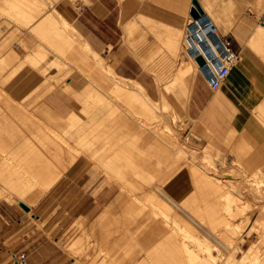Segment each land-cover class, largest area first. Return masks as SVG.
I'll use <instances>...</instances> for the list:
<instances>
[{
    "label": "crops",
    "instance_id": "crops-1",
    "mask_svg": "<svg viewBox=\"0 0 264 264\" xmlns=\"http://www.w3.org/2000/svg\"><path fill=\"white\" fill-rule=\"evenodd\" d=\"M197 1L203 11L201 14H204L211 24L213 30L212 34L215 36L213 38L219 41H223L225 38L229 39L231 49L238 54V59L231 66L225 80L215 90H212L209 87L204 74L200 70L201 64L198 63L199 74H197V76H194L195 71L191 73H181L184 69V62L187 61L186 54L188 52V56H190L191 59L196 62H198V60L204 62L208 60L207 53L209 51L207 48L212 49L209 41L212 34L205 31L202 26L196 25L194 33L197 38L188 41L187 37L191 33L186 28L187 19H185V15L189 16L194 8L192 0H54L51 1L50 4H47L45 9L41 11L39 15H36L38 8L31 12L34 17L32 22L23 29L24 35L22 37V42L13 41L5 49L0 48V63H6L5 67H2L0 64V82L2 79H5V82L2 85L0 84V93L6 92L17 103L24 104L29 101V99H27L28 96L37 89L39 90L41 85L45 83L49 77H62V81H60L58 85H55V87L42 99L46 112H48L47 110H51V119L54 120L52 123H67L69 118L68 114L72 111L76 112L78 119L87 121V117H85L82 112V103L79 100H75L73 95H82L85 88L91 86L92 80L99 79L101 76L99 70L100 57L103 60H106L107 56L111 54L116 56V54L120 53L117 46L122 36V30L127 26V51L129 45H138L141 46L140 52L138 53V56H133L132 54L128 55L127 52V58L124 57L121 59L124 62L123 65L117 69L115 68L114 73L116 74L117 72L119 77L125 79H127V76H136L132 70L127 71L126 60H160L158 63L159 67H157L159 69L166 68L168 67L167 65L172 64L173 62H178V72L175 73L174 70L172 77L181 76L182 79L179 83L174 85V87L177 88V93H187V105L185 109H182L180 105H176L175 97L173 96L172 103L168 100L165 102L168 105L166 111H169L170 108L172 109L170 122L172 125L176 124L177 117L179 118L180 116L185 115L192 120L190 125L194 126L195 135L190 134V151H192L190 154L206 148L208 145L206 134L210 132L212 134L210 145L216 150H222L223 153L221 154V157H226L227 162H230L231 158H235V161L242 164L245 163L243 164L245 171L251 173H256L260 169L264 171V146H262L264 145V143H262L264 142V125H262L256 117L260 112L264 111V58H262L264 57V29H262L264 28V8H262L264 7V0H217L220 5H218L217 2L215 3V0L213 1L214 3L211 2L212 0H207L212 4H215V7H218L217 9L212 7L214 5L208 4L209 2L203 0L204 4L209 5H206L208 8L210 6L213 8V11H210L211 7L209 8V13L212 12V17H210L211 13L208 14V11L204 9L201 0ZM231 3L234 5L232 6ZM231 6L234 8H231ZM53 11L57 13L58 16L55 18L58 19V23L59 21L61 22L59 23L61 27L63 26V23H67L69 26H66L65 30L68 28H73L75 30V48L69 46L68 40L64 37V34L62 35L63 37L59 36L60 38L58 40L55 39L58 36L57 34L54 36L55 33H53V31H50V36L47 35L50 34L49 32L42 35L35 31L38 35L47 39V43H45L37 37V34L35 35L31 31L32 27L45 18V14L47 17L48 14H51ZM221 11L225 12V14L221 13ZM218 13H220L219 17L217 16ZM21 14L22 12L19 14V17L25 20V17ZM201 14L196 16L191 14V16L196 18ZM234 16L236 20H234ZM228 17L233 18V23L230 18L229 20L231 22L228 21ZM248 21L251 22L253 27ZM243 22L244 24H242ZM194 23L197 24V22ZM233 24L235 25L233 26ZM242 25H245L246 28H243ZM250 25L252 30L249 29V31L248 28H250ZM238 27L240 30H238ZM259 28L262 29V33L257 35V29ZM182 29H184V31ZM239 31L241 32L239 33ZM245 31L248 34H246ZM251 31L252 33L250 34ZM241 33L243 34V37L241 36ZM239 36L242 40L239 39ZM250 38H253L251 39L252 42ZM248 39L250 41H248ZM197 41L199 42L197 43ZM202 41L205 43L203 44ZM248 42L251 43L249 44ZM1 43L0 40V44ZM84 43L89 45L88 50L81 48ZM143 46H147V48L144 49ZM180 46H184L183 49H180ZM190 46L194 47L195 52L193 54L189 51ZM159 50L162 51L160 52ZM11 51L13 53H11ZM38 51L41 56L40 60H43L38 66L40 70H44V73L33 69L28 63H25L14 76L7 79L8 76L19 66L20 62L27 59V57L37 54ZM92 52H96L98 56L94 57ZM184 54L186 57H183ZM134 55L136 54L134 53ZM56 63L58 65L62 64L65 67L58 69L55 65H51ZM47 64L51 66L48 67ZM156 75L159 76L160 72ZM188 75L194 78V82L186 83L185 78H187ZM144 76L146 77L142 72L139 74L140 80L144 82L142 86L145 89V92L152 99V102L157 104L156 112L164 114L162 111L164 101H159L158 95L159 91L163 90V87L161 90L157 89L158 85L146 83L142 79ZM52 85L54 86V84ZM67 86L71 87L72 93L64 90ZM92 86L96 89L101 88L103 92L106 93L110 92L113 87V85L110 84L101 85L99 88L94 84H92ZM153 92H156L155 99L150 95V93ZM173 92H176V89L173 90ZM123 104H126L127 107L126 102H117L116 104L112 102H110V104L103 103L104 106L102 107L103 109H106L107 105H111L112 107L121 109ZM24 106L25 105L22 107ZM135 106L139 108L138 103L135 104ZM30 108L31 107H29V109ZM158 109L160 111H158ZM255 109H258L256 114ZM105 112L106 111H104V114H102L103 112H100L102 116L100 115L99 118L98 115V118H96V120L98 119L99 121L103 119L102 124L99 123L96 132L98 155L94 154V156H89V154L87 155L85 152L84 154H80L76 160L65 169L62 176L50 187V196H47L44 203L58 204L61 210L58 213V217L59 219L61 218V220L67 221L69 216H90L93 214L97 206L102 205L104 202L106 203L108 199L114 195V184H109L108 177L102 173L103 170L94 168L95 162L92 158L99 157L97 159H101L100 155L101 153L104 154L105 149V151L107 150L106 152H108L107 156L111 154L110 158L113 160L114 157L112 155L114 153L112 154L108 151L110 143L107 144V142L122 139L121 135H127L128 118L131 125L134 121L133 124L136 125V119L128 117L125 112L123 116L124 118H118L116 124L111 127L109 122H107V119L104 117ZM19 119H21L23 123L29 125L34 124L32 119L28 116H22ZM17 123L21 122L18 121ZM48 123L51 122H47L46 124ZM179 123L180 122L178 121L177 124ZM137 130L139 131L138 127L134 130L136 132L134 134L130 133V135H140L141 140L146 142V151L149 146L152 151L155 146L153 143L152 146L148 143L147 136H152L153 131L151 130V132L147 129L144 130L140 128V132L137 133ZM143 131H145V133H143ZM240 131L243 132L240 135L249 133L250 135H247L252 136V141H254L253 139L258 141L257 143H259V146H262V148H253L250 152L243 154L236 150L238 148H234L229 152L218 147L220 146L218 140H223V138H227L226 136L232 137L234 135L239 139L238 133H240ZM173 135L177 137V140L179 139L176 133H173ZM173 135L172 137L174 139L175 136ZM244 135L240 137L248 140L251 139V137H246L247 135ZM101 146L104 147V149L100 148ZM236 152L240 155H236ZM115 153H119L120 155L126 154L121 153V151ZM193 155L196 156L195 154ZM203 155L206 157L208 156V154ZM245 155L253 162H251L248 157L245 158ZM103 156H105V154ZM125 156V159L123 157L124 161H120L122 164H119L120 162L115 163V169L113 166L114 162L111 165V160H109L108 157V163L110 162L109 166L111 165V168L108 166L106 169H109L110 173L113 171L116 172L117 165L119 168V165H123V162L125 163L126 161L125 164H127V154ZM209 156H214L213 149H211ZM237 156L242 159L239 158V160H237ZM86 157L87 159L89 158L90 162ZM134 157L139 158L138 160L141 162L146 158L142 155H135ZM151 160L153 161L154 159ZM241 160L245 161L241 162ZM99 162H101V160H99ZM92 163H94V165ZM249 164L252 165L248 166ZM145 165L146 164H140L141 167ZM122 167L124 166H121L119 169ZM126 167L127 166L122 168V170L127 172ZM111 169L114 170L112 171ZM190 182L191 180L187 169H181L168 183H171L172 189L179 187L181 186L180 184H182V187H184L186 192L191 189ZM235 183H237L240 188L242 187V193L239 195L241 200L249 199L257 206L264 205V197L261 198V196L257 194H251L244 191V189L250 186L249 184H245L240 180H236ZM257 183L259 184V181ZM258 184H256V181L252 182V186ZM259 186L264 189V185L259 184ZM185 192L176 195V198L181 199ZM172 196L174 197L175 195L172 194ZM7 205L11 206V204ZM23 216V212L16 207L0 209V251L3 250L5 241L16 232V224H20ZM255 237L256 235L253 234L251 240H255ZM22 238L24 241L20 242V246L21 248L26 249L25 251L28 254V260L32 259L33 254L35 253L46 252L45 240H40L39 234H25ZM247 246L248 243H246L243 248H247Z\"/></svg>",
    "mask_w": 264,
    "mask_h": 264
},
{
    "label": "bare ground",
    "instance_id": "bare-ground-1",
    "mask_svg": "<svg viewBox=\"0 0 264 264\" xmlns=\"http://www.w3.org/2000/svg\"><path fill=\"white\" fill-rule=\"evenodd\" d=\"M205 1H207V0H205ZM213 1L214 0H212L211 2L214 3ZM21 2H22V4H21ZM47 2H48L47 0H20L17 7L22 6L23 11L27 15L26 16L27 19L28 18L30 19V17L33 16V14H31L32 8L43 6ZM207 2H209V1H207ZM216 2L218 3L217 0H215V3ZM13 3L14 2H12V4ZM212 3L209 2L208 4H212ZM234 3H236V2H234ZM201 4L203 5L204 9L206 11H208V14L211 13L210 17H212V12L209 13V10H208L211 6L208 8L206 6L208 4H204L203 0H201ZM231 4H232V6L234 5L233 3H231ZM212 5H214L212 7H215V4H212ZM218 5H220V3H218ZM232 6H231V8H234ZM260 6H262V5H260ZM211 8H210V11L211 10L213 11V8L212 9ZM262 8H264V7H262ZM224 9H223V11H224ZM196 12L197 11L195 9H192V13L196 14ZM221 13L225 14V12H222V11H221ZM219 14L220 13H218V15H217L218 17H219ZM44 16H45V18L43 19ZM44 16L42 17L43 20H41L37 25L40 32L45 35V34H47V32L50 33V31H53V33H55L54 36H56V34L58 36L55 39L59 40V38H60L59 36H62L64 34V31L61 29V26L59 24L61 22L59 21V23H58V19L55 18L56 16L53 14V12L51 14H48L47 17H46V14ZM230 16H232V15H230ZM232 17L231 18L228 17V21H230L229 20V18H230L232 20V23H233ZM234 20H236L235 16H234ZM186 21L187 22L192 21L191 17L189 16V18ZM225 22H226V20H225ZM244 22L242 24H244ZM249 23L251 24V22H249ZM234 25L235 24H233V26ZM251 25H250V28H248V30L251 29ZM242 26H243V28L244 27L246 28L245 25H242ZM242 26H240V27H242ZM247 26H249V25H247ZM252 27H253V25H252ZM195 29L196 28H194V30ZM262 29H264V28H262ZM262 29L261 28L257 29V35L262 33ZM182 30L184 31V29H182ZM238 30H240V28ZM233 32H235V31H233ZM240 32L241 31H239V33ZM53 33H52V35H53ZM245 33H246V31H245ZM251 33H252V31L250 32V34ZM243 34H244V32H243ZM243 34L241 35L242 37H243ZM246 34H248V33H246ZM47 35L50 36L51 33L47 34ZM236 35H238V34H236ZM54 36H53V38H54ZM64 37H66V39L68 40L69 46L74 47V44L76 43L75 34L73 32L67 33L66 35L64 34ZM250 37H251V35H250ZM239 39H241L240 36H239ZM251 39H253V38H250V40ZM58 40H57V42H58ZM250 40L248 39V41H250ZM198 42L199 41H197V43ZM251 42H252V40H251ZM251 42H248V43L250 44ZM202 43L204 44L205 42L202 41ZM83 45L86 47L89 46V45H87V43H84ZM197 47H198V45H197ZM207 50L211 51L212 49L207 48ZM11 53H13V52L11 51ZM93 53H96V52H93ZM188 53L186 54L187 55V61L184 62V64H185L184 69L181 71V73H191V72L195 71L196 69L198 70V68H199L198 62L191 59L190 56H188ZM200 54H201V52H200ZM262 58H264V57H262ZM150 63H153V62H150ZM150 63L145 62V64L152 66V68L148 66L149 69L150 68L153 69V65ZM104 64H105L104 61L102 59H100V61H99L100 69L104 68L105 70H107V68H105L106 66L104 67ZM208 64L210 65L211 68H213L211 62H208ZM107 67H108V65H107ZM110 68H109V71L112 70V69L110 70ZM105 70H103V71H105ZM155 72H157V71H155ZM156 74H158V72ZM159 77L161 79V76H159ZM181 79H182L181 76L171 77V79H169V81H167L168 79L167 80L164 79L165 81H167L165 83L162 81L164 84V87H163L164 90L168 89V88H172L174 85L179 83ZM157 80H159V78H157ZM129 81L125 82V79H122V78H116L115 81H113L112 90L115 91V93H117V95L119 97H121L123 100L130 102V112L127 109H123V111L126 112V114L132 118H133V116L141 117L143 115L148 117V118H151V119L155 118L156 117L155 111L153 110L152 106L149 104L150 97L148 94L147 95L145 94V92H144L145 89L143 88L142 84L138 81H135V84L139 87V89L136 90L135 88H131L132 86L130 87L131 84L129 85V83L131 81L130 82ZM135 84H134V86H135ZM157 89H159V88L157 87ZM87 92L90 93L89 96H92V97L95 96L99 101H101V102L104 101L103 97L100 96L99 94H97V92H95L94 89H88ZM161 100L159 97V101H161ZM137 103H139L138 107L141 110L135 106V104H137ZM106 104H109V103L106 102ZM102 106H104V105H102ZM102 106L98 107V109L91 110L90 112H88L87 113V115L89 116L88 120L84 121V123H80V122L78 124L76 122H70L69 123V127H68V129H66V132H70V134H71L70 137L73 138V141H75V144H77L78 138H80V139L85 138L89 134V132L93 131L94 129H96V127L99 126V123L102 124L103 119L100 120L101 122L98 119H97L98 121L96 120V118H98V115L100 118V115H101L100 112L101 113L103 112L102 114H104V110H107L110 115L115 114L116 110L113 108L112 109L109 108L110 105L109 106L107 105L106 109L105 108L103 109ZM163 108H164V106H163ZM69 115L74 116V115H76V112L72 111L69 113ZM134 122H132V129L133 130H136L137 127H139V128L140 127H147L145 125V122L141 119H136V125L133 124ZM70 127H71V129H69ZM165 131L162 135H161V133H160V135H158L159 133L157 134L156 132H152V136H149L147 138L149 140L150 145L152 146V143H153L154 146L160 150L171 148V149H177L179 151H175V153L172 156L170 155L171 153L161 152L159 155H161L162 158H164L163 160H159V159H161V157L158 156L157 154H155V156L157 155L158 157H160V158H158V161L157 160H155V161L149 160L146 162V165H147V166L145 165L146 167L145 166L141 167L140 164L144 165V163L133 158V156L136 155L135 152L129 153V155L127 154V158H126L127 164H125L126 163V161H125V163L123 162V165H119V168L121 166H124V167L127 166L126 167L127 171H130L132 174L131 177L130 176L127 177V183L124 182L126 180V177L123 174L124 170H122V168H124V167L119 169L118 165H117V168H116L117 171L116 172L113 171L115 169V163H119L120 161L121 162L124 161L123 157L125 155H122V154L120 155L119 153H114L112 155L114 158H113V160H111V158H110L111 154H109V156H107L108 153H104L105 156H103L104 154L101 153V155L99 154L100 158H101L99 160H101V162H99V160H97V159L94 160L93 159L94 157L92 158L94 162L95 161L99 162V163H97L98 164L97 166L101 167V164L104 165V166L102 165V170H103V167L106 168L105 166H107V168H108L110 162H111V165L114 162V164H113L114 169H111V170L115 174L114 175H112V173L109 174L110 176L108 175L107 177L110 179H108V180L109 181L113 180V179L121 180L125 184L120 185V187H124L127 190V197L125 198L124 195L122 197H120L121 199L122 198L127 199L126 202H124V203L122 200L123 205L120 206V210H119V208L116 209L117 208L116 206L113 207V204L114 205L122 204L121 200L119 198H118V200L116 199V201L120 200V202H116L117 204L114 202V199H113L114 203L110 207H108V205H106V204L110 203L111 201L110 202L107 201L108 203L104 202L105 206L103 205L104 207H108V210L113 211L111 209V207H112V208L116 209L117 213L120 211V214L118 213L119 216L114 217V215H113L114 212H113L112 213L113 218L108 213L109 219H110V217H111V219H113L109 222H106L105 219H103L104 220L103 221L101 219L102 217H100L98 220L96 219L97 222L102 221L101 223L100 222L98 223L99 224L98 228L101 231L104 230L103 232H105L108 229L105 232L106 234H104V235H107L108 231L111 230V227L114 224L113 221L115 222L114 226L116 227V229L120 228V227H125V228H123V231L127 230L130 233L129 237H128V233L124 232V233H127L126 234L127 235V241H125V242L122 241L123 243H121V239L125 238L124 236H122L123 235V231H121L122 229L121 230L118 229L119 232L118 233L116 232V233L118 235H119V233H120V235L122 234L121 235L122 238L120 236V242H119L121 245L119 244V246L124 247L126 245L127 247L126 246L124 248L122 247V249L119 248L117 245L118 242H116V244L113 242L114 239H111V241H110V243L113 242V245L107 244V242L105 244V241H102L100 238L101 237L100 235H103V234L97 227L96 228L99 231V233L97 235L99 236L100 239L98 238V236L96 238L94 236H92L93 234L90 233L91 228L88 224H90V222H92V223L94 222V221H90V220L93 219L92 217H94L97 212L88 221L89 223L87 221H86V223L83 222L84 227H85L84 229H86V226L88 225V227L90 228V229L88 228L89 229L88 232L90 231L89 235L91 234L90 235L91 238L94 237L96 239V240H93L92 242L97 241L99 239L98 241L104 242V245H106V246L112 245L111 247H113L114 250L116 249V248H114L115 245L120 249L117 251V253H119V255L118 254L116 255V250L115 251L112 250V252H113V254H112L108 251V247H106V252L104 251L105 254L101 258V261H100L101 264H110L107 261H111V264H121L120 261H122L123 263L125 262L124 261L125 257H126L125 260L127 259L130 262L128 263L126 260L127 263H124V264H238V263H235L236 258L233 255V252L235 250H237V249H235L236 247L239 250L241 249L242 258L240 260L242 261V264H254V263L261 264L260 262H264V249L256 248V244L260 243L261 236H262L261 233H259V232H264V217H259V216L255 217V215H256L255 208L251 205V203H249V201H247V199L241 200V202H240V200H239L240 196L239 195L242 193V190H241L242 187L240 188L238 186H234L232 183L233 177H231L230 175H226L227 173H224L222 176L216 175V173H214V171H212V169H214V168L211 167L212 169L210 171L205 166V163H204V165L198 164L195 160L196 157L193 154H190L189 152H187L186 147L183 146L181 144V142L179 143L176 141L177 138L175 135H173L172 128L166 127ZM134 132H136V131H134ZM187 132H189V131H187ZM137 133H139L138 130H137ZM241 133H243V132L240 131V133H238L239 138H241L240 136L244 135V134L240 135ZM247 134L250 135L249 133H247ZM247 134H245L244 136H246ZM172 135L175 136L174 139H173ZM248 135L246 137H251V139H250V142H251L252 136H248ZM233 136L232 137L226 136V137L231 139V138H233ZM235 137L233 138V140L235 139ZM37 138L40 140L44 139L40 136H37ZM12 139L10 137H7V139L4 137H0V141L2 140V142L0 143V148H2L1 150H4V148H8L11 151V153L5 154V151H7V150H4V153L3 152L0 153V156L4 155L3 158L1 157L3 159L2 162L0 160V162H1L0 164L3 163L2 164L3 168L2 169L0 168V179L5 181L4 184H1L2 181H0L1 182L0 183V199L3 198L5 200H7L8 202H11L12 199H14L15 201H13V202H18L19 204L20 203L25 204L26 201H25L24 197L26 196V194H28V192L32 193L31 190H33L34 187L35 188L41 187V189L51 187L59 179V177L62 176L65 169L71 163H73L80 154H84L83 152H81L77 149H76V151H74L75 150V148H74L75 144L72 147L73 149H71V146H69L70 144L68 145L67 140H66L67 144H65V146H62V144H61L62 142L57 144V141L55 139L62 141L61 138H59V137L57 138V136H55L53 139V143H52L53 145L52 144L50 145L51 146L50 147L51 148L50 154H48L45 150V148L47 146L45 145L46 143H44V141L43 142L41 141V142L44 143L43 145L46 146V147L43 146V147H45V148H43L44 149L43 151L45 153L40 151L42 146L39 150L40 146L37 145L35 143V141L29 142L27 140V138L26 139L22 138L24 140H21L22 143L19 142L21 144L18 143L20 146H17L16 143L15 144L13 143ZM236 139L237 140H235L233 142L235 143L237 141V143H239L240 140L238 141V137ZM231 140L229 142L231 144L230 149L235 148V147L237 148L238 145H236V143L234 145L235 147H232L233 142H231ZM253 140H254V143L260 145L259 143H257L258 141H256L255 139H253ZM63 141H65V140H63ZM159 142H160V144H159ZM250 142H248V145L246 144L247 142L244 144L247 146H250L252 148L251 144L253 142H251V143ZM42 143L40 145H42ZM226 143H227V141H226ZM249 143H250V145H249ZM262 143H264V142H262ZM255 145L253 144V146H255ZM131 146H134L136 148L137 144L136 145H134V144L130 145V148H131ZM262 146H264V145H262ZM262 146H261V148H262ZM16 147L21 148V150L18 149L19 153H18V151L16 152V149H15ZM134 147L132 149H134ZM12 148L15 149L14 152L12 151ZM22 149H24L25 151H22ZM238 149H242V148L238 147ZM238 149H236V150L241 151ZM51 150H55V151H51ZM20 151H22V153H20ZM239 153L244 154V152H242V151ZM239 153L236 152V155ZM1 154H3V155H1ZM90 154H89V156H92V155L94 156L93 153H90ZM174 155L175 156L177 155L180 158V160L183 161L182 167L175 170V171H173L170 167V166H173V164L171 165V162H172L171 160L174 158ZM214 155H216V154H214ZM177 156H176V158H178ZM108 157H109V160H111L109 163H108ZM125 157H124V159H125ZM246 157H248V156L245 155V158ZM97 158H99V157H97ZM201 158L206 160V161L209 160V159L207 160L206 156L201 157ZM237 158H238V156H237ZM239 158H241V157H239ZM239 158L237 160H239ZM86 159H87V157H86ZM92 159H91V161H92ZM248 159L251 160L249 157H248ZM87 160H89V158ZM174 160L176 161V159H174ZM245 160H243V161H245ZM243 161L241 160V162H243ZM89 162H90V160H89ZM121 162L119 164H122ZM162 162H163V164L161 165ZM201 162H202V160H201ZM251 162H253V161L251 160ZM251 162H249V163H251ZM92 164L94 165V163H92ZM243 164H245V163H243ZM111 165L109 166L110 168H111ZM250 165H252V164H249L248 166H250ZM181 169H187L188 175H189L190 180H191V182H190L191 183V187H190L191 189L189 191L187 190L188 191V192L186 191L187 193L185 192L184 187H182V184H180L181 186L172 189L171 183H168L170 181V179ZM259 169H260V167H259ZM107 170L110 173L109 169H106L105 173L106 174L108 173ZM259 171H260V173H262V175H264V171H262L261 169ZM259 171H258V173H259ZM174 172H176V173H174ZM254 174H256V173H254ZM111 175L114 176L115 178H113ZM261 182H264V176H262ZM262 184H264V183H262ZM262 190H264V189H261L259 185L258 186L254 185V187L253 186L251 187V191H253L254 194L260 195V194H262V192H261ZM184 192H185V194H183L184 196L181 199H177V200L174 199V198H176V195L182 194ZM172 194H174L175 196L173 197ZM211 196H214V197L211 198ZM35 197L37 198V196H35ZM185 206H187L188 210H186ZM101 207H102V205H101ZM101 209L104 210L102 207L98 211L101 212ZM262 209H264V208H261L260 211ZM107 211L105 209V211H102V212L105 213ZM180 212L184 213V215H182V213H180ZM96 216H98V215H96ZM81 218L84 220L83 217H81ZM82 219H81L79 229L81 228V225H83ZM106 220H108V219H106ZM77 221H79V219ZM205 222L207 223L208 228L205 226ZM256 222L259 223L258 226L255 225ZM100 224H102V225H100ZM245 225H247V227H245ZM239 227L242 228V230L244 232H243V235L241 237L237 238V236L234 237V234H236ZM74 228H73V230H75ZM82 228H83V226H82ZM82 228H81V230H82ZM93 228H95V227H93ZM244 228L246 231L244 230ZM97 230H95V231L92 230V233L94 231L95 232L94 234H96ZM201 230H204L205 234L200 233ZM257 230H258V232H257ZM115 231H113V232L115 233ZM76 232H77V230H76ZM84 232H83L84 235H82V231H81V235L79 237L84 236L86 238L85 234H87V231H84ZM114 233H112V234L108 233L109 237L107 239H110V237L112 238V235ZM71 234H73V232ZM71 234L69 236L73 237ZM75 234L79 235L78 232ZM253 234L256 235V237H255L256 239L252 241L251 236ZM78 235H76L77 239H79ZM104 235L102 236V239H103ZM237 235H238V233H237ZM207 236H211V237L216 238L218 240L219 245L221 244L224 248L223 250L226 251L224 256H222V255L218 256V255H215L212 253L213 251L210 250V244L208 243L209 241H207ZM259 237H260V239H259ZM82 238L83 237H81V239ZM87 238H88V236H87ZM87 238L85 239V241H82V242L83 243L85 242V244H86V240H88V239L91 240L90 237L88 239ZM74 239H76V238H74ZM66 240H70L69 237ZM76 241L77 240H75V242H72L71 244H69L67 241L66 245H68L69 250L71 252L69 254H71L70 257L73 259L72 260L73 264H80L79 262H77L76 259H77L79 253L82 254V252H81L82 250L76 246ZM117 241H118V239H117ZM89 242L90 241H88L87 243L89 244ZM92 242H90V243H92ZM102 242L97 243V244H101ZM80 243L81 242H79V244ZM83 243H81L82 246H83ZM95 243L96 242H94V244ZM246 243H248V248L244 249L243 246ZM62 245H63V243H62ZM131 245L132 246L138 245L139 248L137 246L138 249H137V251L135 250L136 251L135 253H137V254L132 253L133 255L130 254L131 255L130 256L128 253L132 250H128V248H131L132 247ZM86 246H88V245H86ZM95 246H93V248H95ZM63 247H64V245H63ZM91 247L92 246L88 247V249L90 248V250H91ZM98 247L100 248V245ZM101 247H103V246L101 245ZM261 247H262V245H261ZM84 248L87 249V247H84ZM262 248H264V247H262ZM100 249H102V248H100ZM100 249H99V251H95V252H97V255H95V257L99 256V254L101 255ZM102 250H104V249H102ZM85 251H88V250H85ZM93 251H94V249H93ZM93 251H91V253L94 254ZM88 252H90V251H88ZM98 252H100V253H98ZM120 252L122 253V255H120L121 254ZM126 252H127V255H126ZM102 253H103V251H102ZM114 253H115V255H114ZM123 255H124V257H122ZM79 256H80V254H79ZM89 260H90V257L88 258V261ZM83 261L84 260L82 259L81 262H83ZM241 261H240V263H241ZM94 262H95V260H94ZM95 263H97V261ZM97 264H99V263H97Z\"/></svg>",
    "mask_w": 264,
    "mask_h": 264
},
{
    "label": "rangeland",
    "instance_id": "rangeland-1",
    "mask_svg": "<svg viewBox=\"0 0 264 264\" xmlns=\"http://www.w3.org/2000/svg\"><path fill=\"white\" fill-rule=\"evenodd\" d=\"M19 1L20 0H0V40L2 42L0 44V48L1 49H5L13 41L22 42V37L24 35V32H23L24 30L23 29H25L27 27V25L30 24L32 22V20H33V17L34 16L30 17V19L29 18L27 19V17H26L27 15L23 11L22 6L21 7H17ZM47 1H48L47 3L50 4L51 1H54V0H47ZM12 2H14V3L12 4ZM47 3L45 5H43V6H39V7L32 8L31 11H33V10H35V9L38 8V10L36 12V15H39L41 13V11H43L45 9V7L47 6ZM21 4H22V2H21ZM21 12H22L21 15L25 17V20H23V19H21V17H19V14ZM53 14L55 16H58L55 11H53ZM185 16H186L185 19L186 18L187 19L189 18L187 15H185ZM37 25L38 24H36L34 27H32L31 31L35 35L37 34V33H35V31L39 32V34H42L40 32L39 28L37 27ZM66 26H69V25L67 23H63V26L61 27V29L64 31V34L65 35L67 33H72V32L75 34V30L73 28H68L67 30H65V27ZM126 32H127V26H126L125 29L123 28V30H122V36H121V39H120L119 44L117 46V49L120 50V53L119 54H116V56H113L111 54V55L107 56V59L106 60H103L100 57V59H102L104 61V63H105L104 64V67L106 66L105 68H107L108 71L105 70L104 68L103 69H100V66H99V70H100L101 76L99 77L98 80H92V84H94L95 86H98V88L101 85H108V84L113 85V81H115L116 78H121V77L118 76V73L117 72H116V74L114 73V69L115 68L117 69L121 65H123L124 62L121 59L124 58V57L127 58V52H128V55H131L132 54L133 56H138V53L140 52L141 46H138V45H129L128 46V51H127V33ZM42 35H44V34H42ZM37 37H39L43 42L47 43V39L46 38H44V37H42V36H40L38 34H37ZM82 46L83 47H81V48L84 49V50H88V48H89V46L88 47H86L84 45H82ZM75 47L76 46L74 44V47H71V48H75ZM143 48L146 49L147 46H143ZM181 48L183 49L182 46H180V49ZM159 51L161 52L162 50H159ZM134 53L136 55H134ZM93 56L94 57H97L98 54L93 53ZM40 57L41 56H40L39 53H37V54H35L33 56H30V57H27V59H25V60H23L22 62L19 63V66L8 76L7 79H10L12 76H14L21 69V67L25 63H28L33 69H35L37 71H40L41 73H44V70L43 71L40 70L39 69V66H38L43 61V60H40ZM183 57H186V55L184 54ZM100 59H99V61H100ZM159 61L160 60H141V61L140 60H136V61H127L126 60L127 71L128 70H132L133 73L136 74V76H127V79H125V78H122V79H125V82H128L130 80L131 81V82L129 81L130 82L129 85L131 84L130 87L132 86L131 88H135L136 90H138L139 87L135 84V81H138L141 84L144 83V82H142V80H140V77H139V74L142 72L143 74L146 75V77L144 76L142 78L146 83L153 84V85H158V88L162 90V87H164L163 82L165 83V82L169 81V79H171V77L173 76L172 74L174 73L173 72L174 70H175V73L178 72V62L177 61L176 62H173L172 64L167 65L168 67L162 68L163 69L162 70L161 68L160 69L157 68V67H159L158 66ZM145 62H147V63L148 62L149 63L150 62H153V63H150V64L153 65V69H151L152 68L151 65L149 66L148 64H145ZM0 64H1L2 67H5L6 66V63L5 62H1ZM47 65H48V67H50L51 65H55L58 69H62V68L65 67L64 65H62V64L58 65L57 63L56 64H51V65L47 64ZM107 65H108L109 68L111 67L110 70L112 69L113 70V71L111 70L112 72L109 71V68L107 67ZM148 66L151 67V68L149 69ZM103 70H105V71H103ZM158 70H160V71H158ZM155 71L160 72V75L159 76H161V79H160L159 76L156 75L157 72H155ZM197 74H199V72L196 69L194 76H197ZM157 78H159V80H157ZM62 79H63L62 77H59V78L49 77V79L47 81H45V83H43L41 85V87L39 88V90L37 89L36 91L32 92L28 96L27 99H29V101L26 102V103H24V104L17 103L16 101H14L11 98V96L8 93L1 92L0 93V137H4L6 139H7V137H10L11 139L13 138L12 141H13L14 144L16 143L17 146H20L19 144L22 143L21 140H24V139L27 138V140L29 142L30 141L31 142L35 141V143L40 146L39 147V150H40V148L42 146V148H41L40 151H42L43 153H45L43 151L44 150L43 148H45L47 146L45 148V150H46V152L48 154H50V149H51L50 148L51 147L50 145L53 143L54 137L57 136V138L59 137L62 140V141H60L58 139H55L57 141V144H59V143L62 142L61 143L62 146H65V144H67L66 143V140H67L68 141V145L70 144L69 146H71V149H73L72 147L75 144V141H73V138L70 137V135H71L70 132H66V129H68L70 122H76L78 124L79 122L80 123H84V121L82 119H78L77 118V114L74 115V116H71V115L68 114V117L69 118L67 120V123H64V124H55V123H52V122H54V120L51 119V115H52L51 110H47L48 112H46V110L44 108L43 100H42L43 97L50 90H52L55 87V85H58L59 82L62 81ZM164 79L165 80L168 79V80L165 81ZM185 79H186L185 80L186 83L194 82V78H192V76H190V75H188L187 78H185ZM4 82H5V79H2V81L0 82V84L2 85ZM133 83L135 84V86H134ZM52 84H54V86ZM92 84H91V86H88L87 88H85V90L83 91L82 95H80V96L79 95H76V94L73 95L75 100H79L82 103V112L85 115V117H87V120H88V117H89L87 115V113L90 112L91 110L98 109V106H102L103 105V104H100V103H103V102L104 103L107 102L109 104H110V102L115 103V104L117 102H123V103L126 102L127 103V107H126V104H123L121 106L122 107L121 109H118L116 107H112L110 105L109 108H111V109L113 108V109L116 110L115 114H113V115H110L107 110H104V111H106L105 112V116H104L105 119H107V122H109V125L111 127H113V125L116 124L118 118H121V119L124 118L123 116H124V113L125 112L123 111V109H127L130 112V102L129 101H125L121 97H119L117 95V93H115V91L112 90V88H111L110 92H107L106 93V92H103V90L101 88H99V89L94 88L92 86ZM88 89H94V91L97 92V94H99L100 96L103 97L104 101L101 102L95 96H93V97L92 96H89L90 93L87 92ZM175 89H176V92H173V90H175ZM64 90L67 91V92H69V93H72L70 86L65 87ZM145 94L147 95L146 92H145ZM150 95L152 96L153 99H155L154 97L156 96V92L155 93L154 92L153 93H150ZM158 95L160 97V100L162 99L161 101H164V104H163L164 108H162V111L164 112V114H160V113H157L156 112L157 111V107H156L157 104L156 103H153L152 102V99L150 98L149 104L152 106L153 110L155 111L156 117L153 118V119H151V118H148V117H146V116L143 115L141 117L133 116V118L143 120L145 122V125L149 129L147 127H140V128H142L144 130L147 129L149 131L152 130L153 132H156L157 134L159 133L158 135H160V133L162 135L164 133L166 127H171L173 133H176L177 136L179 137V139L176 140V141L179 142V143L181 142V144L186 147L187 152L191 153L192 151H190V148H191L190 134L195 135V133H194V126L193 125H190V123L192 122V120L190 118H187V116L184 115V116H180L179 118L177 117L176 124H174V125L170 124L171 117H172V109L170 108L169 111H166L167 110L166 108L168 107V105L165 103L166 100H168L170 103H172V97L174 96L175 97L176 105H180V107L182 109H185V107L187 105V93H177V88H175L173 86L172 88H168V89H165V90L163 88L162 91H159V94ZM97 103H99V104H97ZM23 105H25V106L22 107ZM123 106H125V107H123ZM29 107H31V108L29 109ZM158 111H160V110L158 109ZM257 112H258V109H255V114ZM22 116H28V117H30L32 119V121L34 122V124H30L29 125L27 123H23V121L21 119H19ZM128 117H130V116H128ZM256 117L261 122V124L264 125V111L260 112L259 115H257ZM128 120H129V118H128ZM128 120H127V135H121L122 139L111 140V141H108L107 142V144L110 143L109 144L110 146H109V150L108 151L111 152L112 154L115 153V152H117V151L118 152L121 151V153H124V154L126 153L128 155H129V153L135 152V154L137 156H141L142 155V156H145L146 157L145 160L142 161V163L146 164V162L149 161V160H151V159H154L153 161H155V160L158 161V158L161 157V159H159V160H163L164 158H162V156L159 155L161 152H163V153L164 152L171 153L170 155L172 156L175 153V151H179L177 149H171V148L164 149V150H160V149H158L156 147H154V149H152V151H151V147L150 146L148 147V149L146 151V148H147L145 146L146 142H144L143 140H141L140 135H138V136H136V135L135 136L130 135V133L131 134H134L135 132H131V131H134V130L132 129V125L129 123ZM18 121H20L21 123H17ZM178 121L180 122L179 124H177ZM47 122H51V123L46 124ZM140 128H139V131L138 132H140ZM69 129H71V127ZM187 131H189V132H187ZM96 132H97V127L93 131L89 132V134L85 138H83V139L82 138L81 139L78 138L77 144L74 145V148H75L74 151H76V149H77V150H79V151H81L83 153L85 152L87 154H90V153H93L94 152L93 154L98 155L97 154V149L98 148L96 146V143H97L96 142V138H97ZM143 133H145V131H143ZM37 136H40V137H42L44 139H41L40 140V139L37 138ZM148 137L149 136H147V138ZM22 138H24V139H22ZM206 138L208 140V145L206 146V148H203L201 151H198V152H193V154L197 155V156H195L196 157L195 160H196V162L198 164L204 165V163H205V166L210 171H211L212 168H214L215 170L212 169V171H214V173H216V175H221L222 176L224 173H227L226 175H230L231 177H233V179H232L233 182L232 183H233L234 186H238L239 187V185H237V183H235L236 180H240L241 182L243 181L245 184H249L250 186L248 188L244 189V191L245 192H249L251 194H254L253 191H251V187H252V182L253 181H256V184H258L257 182L259 181V184L264 185V184H262L264 182H261L262 176H264V175H262V173L256 172V174H254V173L245 171V167L243 166V164L240 163V162L235 161V158H231L230 159V162H227V158L226 157H223V158L221 157V154L223 153V151L222 150H219V149L216 150L214 147H212L210 145V140L212 138V134L210 132H208L206 134ZM233 138H231L232 140L230 138H225V140L227 141V143H226V141L224 139L223 140H218L219 143H220V146H218V147H220V149H225L226 151L231 152L234 148H231L230 149L231 144L229 142H230V140H231V142H233V141L236 140V139L233 140ZM235 138H237V137H235ZM63 140H65V141H63ZM41 141L42 142L44 141V143H46L45 144L46 146L43 145L44 143H42ZM238 141H239L240 144L237 143V141L235 142L236 145H238L237 148L238 147L239 148H242V149H239V150H241L244 153L249 152L253 148L259 147V145H257L256 143H254V141H251V142H253L251 144L252 148L250 146H247L248 145V142H250V140L248 141V139L246 140V138H239ZM1 142H2V140L0 141V143ZM19 142H21V143H19ZM40 142L42 143V145H40L41 144ZM160 142H159V144H160ZM148 143H149V140H148ZM235 143L233 142L232 147H235L234 146ZM244 143H246L247 145H245ZM250 143H249V145H250ZM132 144H134V145L137 144V148H135L134 146H131V148H130V145H132ZM253 144L254 145L256 144V145L253 146ZM43 146H45V147H43ZM133 147H134V149H132ZM100 148L104 149V147H102V146ZM1 149L2 148H0V153H2V152L4 153V150H7V151H5V154L6 153H11L10 149H8V148H4V150H1ZM15 149H16V152L18 151V153H19V150H21V148H18V147H16ZM15 149L12 148V151L14 152ZM24 149H22V151H25L26 150V149L25 150ZM211 149H213L214 154H216V155H214L212 157L209 156V154L211 153ZM22 151H20V153H22ZM51 151H55V150H51ZM106 151L104 149V153H108ZM155 154H157L160 157H158L157 155L155 156ZM203 154H208V156H207V160L209 159L208 161H206V160H204V159L201 158V157H204ZM1 155H3V154H1ZM176 156L174 155V158L172 157L173 159L171 160L172 161L171 162V165L173 164V166H170V167H171V169L173 171L181 168L182 165H183V161L180 160V158L178 156H177L178 158H176ZM1 157L3 158L4 155L3 156H0V160L2 162L3 159ZM133 158H135V157L133 156ZM93 159L95 160V159H97V157L96 158H93ZM135 159L138 160L139 158H135ZM174 159H176V161ZM201 160H202V162H201ZM95 162H96L95 163V166L96 167H94V168H96L98 170H102V165H101V167H99V166H97L98 165L97 163H99V162H97V161H95ZM163 162L161 163V165L163 164ZM2 164H0V168L1 169L3 168V165ZM106 168L103 167V172H102L105 176H108L111 173H112V175L115 174L113 172H111V173L108 172L106 174L105 173L106 172L105 171ZM174 173H176V172H174ZM123 174L126 177V180L124 182L127 183V177L128 176L131 177L132 174H131L130 171H127V172L126 171H123ZM113 178H115V177L113 176ZM108 179H110V178H108ZM0 181H2V183L0 182L1 184H4L5 183V181H3L1 179H0ZM109 184H114L115 189H114V195L111 198L108 199V201L109 202L111 201V202L110 203L107 202L108 204H106V205H108V207H110L114 202L115 203L116 202H120V200H121V203H122V200H123V203L126 202L127 199H125V198L127 197V190L124 187H120V185L125 184V183H123L121 180L113 179V180H110L109 181ZM258 185H255V186H258ZM42 189H41V187H39V188L38 187L37 188L34 187V189L31 190L32 193L28 192V194H26L27 197L29 196L28 198L26 196L24 197V199L26 201L25 205L28 207V209H24L18 202H13V201H15L14 199H12L11 202H8L7 200H5L3 198L0 199V209L1 208H4L5 209V208H8V207H16V208L20 209V211H22L23 214H24V216L21 218L20 224L19 225L16 224V228H15V231L16 232L14 233L13 236H11L9 239H7L5 241V243L3 245L4 248H3V250L0 251V264H11V261H10V258H9V251L10 250H26V249L21 248V246H20V242L21 241H24V239L22 238V236L25 235V234H29V235L39 234L40 235V240H45V243H46V249H45L46 252L45 253H35V254H33V258L28 260L29 261V264H73V261H72L73 259L70 257L71 254H69L71 252L69 250L68 245H66V242L67 241H68L69 244H71L72 242H75V240H77L76 241V246L79 249L82 250L81 251L82 254L79 253L80 256L78 254V257L80 259L78 257H77V259L76 258L75 259L80 264H92V263L93 264H97V263L101 264L100 261H101V258L104 256V254L106 252V247H108V251L113 254L112 250H114V249H113V247H111L113 245V242L115 244H116V242H118L117 243L118 247L122 249L123 246H119V244H120L119 243L120 242V236L122 234L120 235V233H119V235H118L117 233L119 232L118 229H120V230L122 229L121 231H123V228H125V227H120V228H117L116 229V227L114 226L115 222L113 221L114 224L112 223L113 226L111 227V230L108 231V233L109 234H112V233H114L113 231H115V230L116 231L112 235V238L110 237V239H107L109 237V234L108 233H107V235H104V234H106L105 232L108 229L105 232H103L104 230L101 231L98 228L99 227V224L98 223L99 222L101 223L102 221L97 222V220L100 217H102L101 218L102 220L105 219L106 222H109V221L113 220V219H111V217L113 218V215H114V217L119 216V214H120V211H119L120 210V206L123 205V203L120 204V205L119 204L118 205H114L113 204V207L116 206L117 207L116 209L119 208V210H118L119 211L118 212L119 214L116 212V209L115 208H112L111 207V209L113 210V211H111V210H108V207H104L105 204H102V207H103L104 210L101 209V212L98 211V210H100V208H102L101 205H99V206L96 207L95 211L90 216H87V215H85V216L84 215L69 216V219L67 221H65V220H61V218L59 219V217H58L59 216L58 213H59V211H61L60 210V206L58 204H48V203L45 204L44 203L46 201L47 196H50V194H49L50 191H51L50 190V187L49 188H45L46 190L45 189L42 190ZM261 192H262V194H260V195L257 194V195L261 196V198H262V197H264V190H262ZM123 195L125 196V198H122L121 199L120 197H122ZM35 196H37V198ZM213 197L214 196H211V198H213ZM118 198L120 200L119 201H116V199L118 200ZM113 199H114V202H113ZM174 199L177 200V198H174ZM239 200L241 202V199H239ZM243 200H246V199H243ZM247 201H249V203H251V205L255 208V211H256L255 217H257V216L264 217V209H262L260 211L261 208H264V205L257 206L251 200L247 199ZM7 204H11V206H8ZM185 208H186V210H188L187 206H185ZM105 209H106V211L108 210L109 212L107 211V212L103 213L102 211H105ZM113 212H114V214L112 215ZM95 213L98 216H96ZM108 213L111 216L110 219H109ZM180 213H182V212H180ZM93 215H95V216L92 217ZM182 215H184V213H182ZM81 217H83L84 220ZM91 217L93 218L92 220H90ZM80 218L82 219V223L83 222L86 223V221L88 222L89 220L90 221H94L93 223L90 222V224H88L89 222L87 223L90 226V228H91V232L90 231L89 232L91 234H93L92 236H94L96 238L98 236L97 234L99 233V231L97 230V228H98L102 232V234L104 235V237L106 238L105 239L103 237V239H102V236L103 235H100L101 236L100 237L101 240L102 241H105V244L107 242V244H112V245L111 246H109V245L106 246V245H104V242L98 241L100 239L99 236H98L99 239L97 238L98 239L97 240L98 242L97 241H94V242H96L94 244V242H92V241L93 240H96V239L94 237L91 238V236H90L91 234L89 235L88 230L90 228L88 227V225L86 226V229H84L85 227H84V223H83V225H81V228L83 226L82 230H81V228L79 229L80 223H81V219ZM78 219H79V221H77ZM106 219H108V220H106ZM206 222H205V226L208 228V225H207ZM102 224H100V225H102ZM255 225L258 226L259 223L256 222ZM93 227H95V228L97 227V228L95 229ZM245 227H247V225H245ZM73 228L75 230H73ZM76 230L79 233V235L78 234H75V233H77ZM80 230L82 231V235H84V233H85L84 231H87V234H85L86 238H87V236H88V238L89 237L91 238V240H89L87 238L88 240H86V244H85V242L84 243L82 242V241H85L86 238L84 236H81V237H83L82 239H81V237H79L81 235V231ZM92 230H94V231L97 230L96 234H94L95 233L94 231L92 233ZM241 230H242V228L239 227L238 230H237V232H236V234H234V237H236V236H237V238L241 237L243 235V232H244L243 230L242 231ZM244 230H245V228H244ZM72 232H73L74 235L71 234ZM124 232H127L128 233V237H129V234H130L127 230L123 231V235L122 236H124L126 239L125 238H123L124 240L121 239V243L127 241V235H126L127 233H124ZM257 232H258V230H257ZM200 233H204L205 234V231L204 230H201ZM237 233H238V235H237ZM259 233H261L262 236H261L260 243L256 244V248L264 249V248H262V247H264V232H259ZM70 234L73 237L69 236ZM76 235H78L79 239H77V236ZM122 236H121V238H122ZM68 237H69L70 240H66ZM74 238H76V239H74ZM116 238L118 239V241H117ZM111 239H114V240H113V242L110 243ZM259 239H260V237H259ZM88 241L92 242L93 244L90 243V242L88 244L87 243ZM207 241H209L208 243L210 244V250L213 251L212 252L213 254L218 255V256L219 255H222V256L225 255L226 251L223 250L224 248H223V246L221 244L219 245V242H218V240L216 238H213L211 236H207ZM79 242L83 243V246H82L81 243L79 244ZM100 242H102L103 244L102 243L101 244H97V243H100ZM62 243H63L64 247H63ZM86 245H88V246H86ZM89 245L92 246L91 247V250H90V248L88 249V247H90ZM99 245H100V248H102L104 250L100 249L98 247ZM101 245L103 247H101ZM261 245H262V247H261ZM93 246H95V248H93ZM115 246H114V248H116L115 249L116 250V255L117 254L119 255V253H117V251L120 250V249L117 246L116 247ZM133 246L131 248H128V250H132V251H130L128 253L129 255L130 254L131 255L137 254L135 252L137 251V249L139 248V246L137 245L138 248H137V246H134V247ZM84 247H87V249L84 248ZM97 247L100 249V252H101V255L102 256L99 254V256L95 257V255H97V252H95V251H99V249ZM247 248H248V246H247ZM247 248H244V249H247ZM93 249H94V251H93ZM235 249H237V250H235L233 252V255L236 258L235 259V263H238L239 264L240 261H241L240 259L242 258V255H241L242 252H241V249L239 250L237 247ZM85 250H88L90 252L85 251ZM91 251H93L94 254L91 253ZM102 251H103V253H102ZM100 252H98V253H100ZM114 255H115V253H114ZM120 255H122V253ZM126 255H127V252H126ZM89 257H90V260L88 261V258ZM122 257H124V255ZM81 258L84 260L83 261L84 263L81 262L82 261ZM125 258H124V261H125L124 263H127V262L129 263L130 261H128L126 259L127 260V262H126ZM94 260H95V262L97 261V263H95ZM107 262H109L111 264V261H107ZM120 262H121V264H124L122 261H120ZM260 263L261 264H264V262H260ZM240 264H242V261H241ZM254 264H257V263H254Z\"/></svg>",
    "mask_w": 264,
    "mask_h": 264
},
{
    "label": "built area",
    "instance_id": "built-area-1",
    "mask_svg": "<svg viewBox=\"0 0 264 264\" xmlns=\"http://www.w3.org/2000/svg\"><path fill=\"white\" fill-rule=\"evenodd\" d=\"M189 16L191 17L192 21H189L186 24L187 29L191 33L187 37L188 41L197 38L196 34L194 33V28L196 27L194 22H197V25L202 26L205 31H208L211 34L213 33L211 24L204 14H201L196 18L191 16V13ZM213 37L215 36L212 34V37H210V47L213 49V51H209L210 53H207L208 60L204 61L203 64L200 65V70L204 74L209 87L212 90H215L225 80L231 66L238 59V54L231 49L229 39L225 38L223 41H219L217 39L215 40ZM193 50L194 47L190 46L189 51L191 54L195 52V50ZM208 62H211L213 68L210 67ZM9 258L11 264H29L28 255L25 250H10Z\"/></svg>",
    "mask_w": 264,
    "mask_h": 264
},
{
    "label": "water",
    "instance_id": "water-1",
    "mask_svg": "<svg viewBox=\"0 0 264 264\" xmlns=\"http://www.w3.org/2000/svg\"><path fill=\"white\" fill-rule=\"evenodd\" d=\"M192 3H193V5H194V8H193V9H195V10L197 11L196 14H194V13L191 12L192 15L196 16V15H198V14L203 13L202 8L200 7V5H199V3H198L197 0H192ZM198 63H199V64H203V61L198 60ZM20 205H21L24 209H28V207H27L24 203H20Z\"/></svg>",
    "mask_w": 264,
    "mask_h": 264
}]
</instances>
